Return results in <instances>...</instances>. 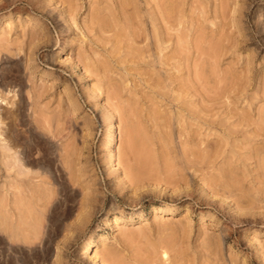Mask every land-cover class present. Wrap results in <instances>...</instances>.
<instances>
[{"label":"rangeland","instance_id":"obj_1","mask_svg":"<svg viewBox=\"0 0 264 264\" xmlns=\"http://www.w3.org/2000/svg\"><path fill=\"white\" fill-rule=\"evenodd\" d=\"M173 1L0 0V264H264V0Z\"/></svg>","mask_w":264,"mask_h":264},{"label":"bare ground","instance_id":"obj_2","mask_svg":"<svg viewBox=\"0 0 264 264\" xmlns=\"http://www.w3.org/2000/svg\"><path fill=\"white\" fill-rule=\"evenodd\" d=\"M171 1H173V0H171ZM174 1H175V0H174ZM174 1H173V2H174ZM163 3H164V2H163ZM177 3H178V2L173 3V4L175 5V4H177ZM173 4H172V5L169 4L170 6H167V7H163V6L161 5L162 8H160V10H159L160 12L158 11V12H159V16H157V18H158V19L161 18V20H166V21H168V22L170 21V22H171V25H174L173 27L176 28V31H177V30H178L177 25L179 24V18H178L176 15H174V14H177L178 12H177V13L174 12L175 9H174V5H173ZM177 6H178V5H177ZM175 7H176V5H175ZM176 10H177V9H176ZM177 11H178V10H177ZM172 17H173V18H172ZM157 18H156V17H153L152 19L155 21ZM177 18H178V19H177ZM181 18H182V17H181ZM172 19H173V20H172ZM176 21H177V22H176ZM154 23H155V22H154ZM166 23H167V22H166ZM171 25H170V26H171ZM181 25H182V23H181ZM195 25H197V24H195ZM175 26H176V27H175ZM178 26H179V25H178ZM173 27H172V28H173ZM199 27H200V26H199ZM199 27H197V30H198ZM179 28H180V26H179ZM192 29L195 30L193 27H192ZM180 30H182V28H180ZM180 30H179V31H180ZM187 30H188V29H187ZM193 30H191V31H193ZM134 31H137V30H134ZM134 31H133V33H134ZM164 31H165V30H164ZM164 31H162V32H164ZM173 31H175V30H173ZM176 31H175V32H176ZM199 31H200V30H199ZM162 32H161V33H162ZM175 32H174V33H175ZM180 32H181V31H180ZM194 32H195V31H194ZM200 32H202V31H200ZM133 33H132V34H133ZM137 33H138V32H137ZM182 33H183V32H182ZM197 33H198V34H197ZM135 34H136V33H135ZM138 34H139V33H138ZM138 34H137V35H138ZM158 34H159V31H158ZM164 34H165V32H164ZM176 34H177V35H175V34H174V35L177 36L178 39L182 36L181 33H179V32L176 33ZM195 34H197V35L199 36V32L196 31ZM200 34H201V33H200ZM137 35H135L134 38H135ZM171 35H173V33H171ZM171 35H170V36H171ZM183 36H184V34H183ZM185 36H186V34H185ZM198 36H197V37H198ZM155 37H157V35H156ZM162 37H166V36L163 35ZM167 37H168V36H167ZM167 37H166V38H167ZM177 37H176V38H177ZM166 38H165V39H166ZM183 38H184V37H183ZM156 39H157V40H156ZM156 39H155L156 41H158L159 39L163 41V38H161V37H160L159 39H158V38H156ZM165 39H164V41H165ZM180 39H181V38H180ZM180 39H179V40H180ZM199 39H200V38H199ZM157 43H158V42H157ZM160 43H163V42L160 41ZM200 43L203 44L202 42H200ZM200 43H199V45H201ZM158 45H159V43H158ZM208 46H210V47H212V46L215 47V46H218V45H211V44H210V45H208ZM113 127H114V123L111 121V122L109 123V132H108V134H106L107 137L104 138L105 141L108 142V143L110 144V145H109L110 148L113 147V143H114V132H113ZM109 161H110L111 163L115 162L114 153H113L112 151L110 152ZM96 244H97L96 240H91V241H89V242L85 245V250L90 251V252L92 253V255L94 256V253H93V252H94V249H93V248H94V246H95Z\"/></svg>","mask_w":264,"mask_h":264}]
</instances>
